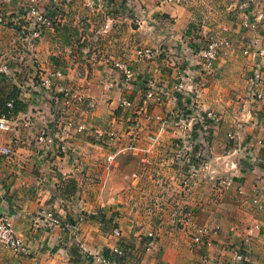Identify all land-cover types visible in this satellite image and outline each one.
Listing matches in <instances>:
<instances>
[{
  "label": "crops",
  "instance_id": "0c3cea01",
  "mask_svg": "<svg viewBox=\"0 0 264 264\" xmlns=\"http://www.w3.org/2000/svg\"><path fill=\"white\" fill-rule=\"evenodd\" d=\"M26 3L5 0L2 8L14 13ZM43 5L54 24L32 47L22 40L29 17L20 18L19 27L0 25V66L10 67V74L0 72V119L10 125L0 129V147H13L9 156L0 153L1 199L27 245L20 255L0 245V264H102L115 247L129 253L121 264H194L201 253L225 260L231 246L243 245L257 225L247 252L264 264V207L252 202L264 179V103L250 99L251 78L257 67L264 71V24L242 29L243 21L264 12V0H46ZM212 37L228 38L233 47L206 73L198 52ZM253 40L252 52L244 54ZM142 47L159 55L141 60ZM118 63L135 71L131 83ZM178 71L196 87L199 106L222 117L210 142L216 170L234 178L229 189L205 182L189 194L181 186L187 167L173 155L183 128L172 129L159 118L186 106L171 91ZM47 77L85 95L74 116L85 125L83 132L64 128L56 103L40 85ZM150 78L171 91L164 103L146 99ZM120 96L133 107H120ZM11 99L13 111L7 106ZM59 128L54 144L38 140L43 129ZM42 208L53 211L61 226H37ZM185 211L192 212L186 224L176 215ZM198 227L218 228L211 245L194 247Z\"/></svg>",
  "mask_w": 264,
  "mask_h": 264
},
{
  "label": "built area",
  "instance_id": "2783aa9c",
  "mask_svg": "<svg viewBox=\"0 0 264 264\" xmlns=\"http://www.w3.org/2000/svg\"><path fill=\"white\" fill-rule=\"evenodd\" d=\"M5 0H0V25L13 27L20 26V18H30V27L24 30L22 40L29 47L34 45V41L43 35L44 29L52 27L54 24L53 18L44 8L46 0H27L26 4H22L21 8L14 13H7L2 8V3ZM162 3L181 4L183 0H159ZM262 23L264 24V12H259L255 19H247L242 22V29H255ZM254 43V44H252ZM244 50V54H250L252 48L257 43L253 40ZM233 47L232 42L228 38H209L205 39L200 46L198 55L201 59V68L204 72L210 73L220 55H229ZM3 51L0 48V57ZM159 55L158 50L151 47H142L137 50V56L141 60H153ZM123 75L126 83H131L135 78V71L126 63L116 64ZM0 72L10 74V67L7 63L0 66ZM56 76H61L60 72L55 73ZM253 87L251 88V101L256 105L264 103V71L257 67L255 75L251 78ZM191 82V81H190ZM189 82L188 75L184 71L177 72V80L174 83L171 91L182 96L186 101V106L174 111H170L165 117H159L160 120L170 128H183V136L181 143L176 147L174 152V161L183 164L186 168L182 174L180 183L186 193H192L200 189L205 182L213 183L216 186H221L229 189L234 185L232 176L224 177L216 170L214 161L215 150L211 145V137L213 132L218 129L223 120L220 114L213 110H206L199 106L195 86ZM40 85L45 89V96L48 100L53 101L57 105V110L61 118L64 128L70 130L75 128L78 132L85 130L83 123H77L75 113L79 107L85 102V95L72 85L54 83L51 78H43ZM171 91L167 90L158 80L150 78L145 89L146 99H155L162 104L171 97ZM118 105L123 108L133 107V103L122 96L117 98ZM7 106L12 110L14 101L10 100ZM75 111V112H74ZM0 129L9 130L10 125L4 117L0 119ZM59 128L56 131L49 132L43 129L38 137L40 142L47 145L54 144L60 138ZM111 136L116 138V133H111ZM264 143V139L262 141ZM0 153L9 156L13 153L11 145L1 146ZM1 183H0V245L10 248L16 254L27 252V245L22 236L16 231L13 224V215L8 209L3 208L1 199ZM252 202L257 207H264V179L259 181L255 186V195ZM178 220L184 224L190 220L191 211H185ZM47 223L48 226L55 228L61 226L60 219L51 210L42 208L36 219L37 226L41 223ZM217 227H198L193 235V244L196 249L202 246H209L213 243V234L217 231ZM260 229L257 225L255 229L251 228L248 236L244 240L243 245H233L230 248L231 254L221 260L215 256L202 254L198 262L194 264H257L252 256L247 252L250 245L252 233ZM115 235H121L120 229L114 230ZM154 234L149 233V238H153ZM128 251L121 247H115L111 251V255H119L127 257ZM102 264H117L109 257L102 258Z\"/></svg>",
  "mask_w": 264,
  "mask_h": 264
},
{
  "label": "trees",
  "instance_id": "16d2710c",
  "mask_svg": "<svg viewBox=\"0 0 264 264\" xmlns=\"http://www.w3.org/2000/svg\"><path fill=\"white\" fill-rule=\"evenodd\" d=\"M11 100L14 101V108L12 109V111H13V110L15 109V106H16V100H15V99H11ZM105 254H106V256H108L109 258L113 259L117 264H121V263H123L124 258H125V257L123 256L122 258L118 259V258L115 257L116 255H111V251H110V252L107 251Z\"/></svg>",
  "mask_w": 264,
  "mask_h": 264
}]
</instances>
